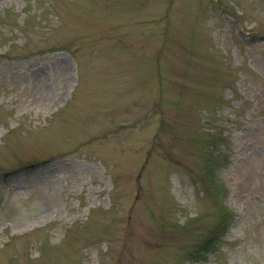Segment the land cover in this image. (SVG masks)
<instances>
[{"label": "rangeland", "instance_id": "374dc122", "mask_svg": "<svg viewBox=\"0 0 264 264\" xmlns=\"http://www.w3.org/2000/svg\"><path fill=\"white\" fill-rule=\"evenodd\" d=\"M0 264H264V0H0Z\"/></svg>", "mask_w": 264, "mask_h": 264}]
</instances>
